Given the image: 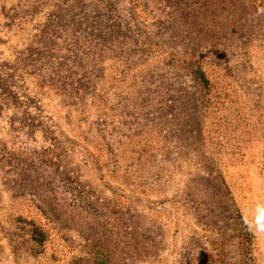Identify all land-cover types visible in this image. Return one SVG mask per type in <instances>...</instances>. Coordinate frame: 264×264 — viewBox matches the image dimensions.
Returning a JSON list of instances; mask_svg holds the SVG:
<instances>
[{
  "label": "rangeland",
  "instance_id": "374dc122",
  "mask_svg": "<svg viewBox=\"0 0 264 264\" xmlns=\"http://www.w3.org/2000/svg\"><path fill=\"white\" fill-rule=\"evenodd\" d=\"M83 1L111 4L120 29L87 56L99 96L81 110L63 102L46 34L61 0H0V264L100 251L108 264H264V14L254 0Z\"/></svg>",
  "mask_w": 264,
  "mask_h": 264
},
{
  "label": "trees",
  "instance_id": "16d2710c",
  "mask_svg": "<svg viewBox=\"0 0 264 264\" xmlns=\"http://www.w3.org/2000/svg\"><path fill=\"white\" fill-rule=\"evenodd\" d=\"M254 2L255 10L264 14V0H254ZM85 5L86 2L83 0H61L58 12L48 17L49 23H47L46 28L47 35L49 31L57 33L56 39L60 41L56 50L62 56L58 59L56 67V81L62 93L63 102L69 108L74 106L78 109L81 108V110H84V102L99 96L94 80L99 77L97 73L100 71L95 63L88 60L87 56H93L97 48L96 45H100L99 50H101L102 46L106 44L105 41H98L97 39H100L98 36H101L105 30L120 29L117 24V17L113 16L114 9H111V4L108 5L109 9L103 14L97 10L88 11ZM47 50L50 52L51 48L47 47ZM189 68L192 77L199 83L200 87L208 90L210 83L201 68L199 66H189ZM99 108L101 110L106 108V103H103ZM106 128V121L104 120L96 124V131L99 136L96 145L101 146L100 148L105 144L104 132ZM139 143L145 144L143 140L138 141ZM149 153L150 150H145V154ZM239 224L242 226L240 228L241 239L244 243H248L250 240L249 230L242 221ZM32 237L33 240L42 242L44 235L39 230H34ZM94 264H108V260L102 251L98 252Z\"/></svg>",
  "mask_w": 264,
  "mask_h": 264
}]
</instances>
